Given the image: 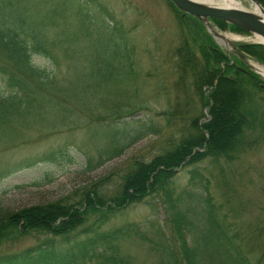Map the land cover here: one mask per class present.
<instances>
[{"label": "rangeland", "instance_id": "rangeland-1", "mask_svg": "<svg viewBox=\"0 0 264 264\" xmlns=\"http://www.w3.org/2000/svg\"><path fill=\"white\" fill-rule=\"evenodd\" d=\"M90 1L93 4L79 7L74 0L62 4L61 0L53 3L28 0L33 11L41 18L49 15L53 21H61L52 24L55 25L52 30L74 32L78 28L80 33L84 27L95 23L103 24V30L113 22L121 25L128 43L134 47L133 66L131 74L115 87V95L119 103L134 101L140 107L117 123L94 121L96 112L91 114L75 107L73 118L79 123L71 127L55 130L48 127L0 128V215L61 198L74 201L80 198L83 191L94 186L102 188L105 193H112L133 159L152 160L155 155L189 136L193 131L194 118L198 117L200 122L209 118L210 104L203 105L194 75L180 79L177 49L182 29L169 0ZM240 2L245 10H256L253 0ZM198 19L212 35L205 23ZM209 20L217 32L241 37L232 39L237 44L232 46L212 35L231 62H234L233 54H236L251 70L249 64L252 62L264 65L253 56L241 52L239 46L256 43V35L222 29L212 18ZM182 21L193 36L200 37L203 31L198 20L188 17ZM86 36H81L80 51H83L88 39H92ZM64 54L61 49L55 48L54 60L44 55H34L33 61L37 66L49 69H65L69 65L83 71L89 67L82 56L79 64H71ZM98 56L102 61L105 59L101 52ZM100 84L94 86L99 87ZM7 89L5 79L0 74V91L6 92ZM211 89L203 86L206 94ZM248 89L250 95H254L256 104L247 105V108L256 109L257 118L254 127L244 136V148L231 151L232 156H207L182 166L176 179V195L180 197L179 209L195 220L212 209L215 216L228 225L229 234L236 236V245L250 264H264V92L255 91L250 86ZM233 90V87L223 86L217 100L213 133L225 141L241 120L239 112L244 108L234 95L236 90ZM148 200L151 205L148 201L132 204L117 213L102 229L135 222L150 233L156 230L159 223L165 224L164 211L168 206L164 197L162 200ZM94 220L95 217L91 216L81 228ZM152 222L155 223L154 227ZM47 238H51V235L15 232L3 241L0 253L20 251ZM84 238L86 235L79 236V239ZM195 238L198 236L188 235L192 246L197 245ZM55 239L61 241L60 238ZM214 243V238H210L204 248V257L209 264H232L223 253L215 251ZM123 250L138 264H159L149 253L148 245L142 241L125 242Z\"/></svg>", "mask_w": 264, "mask_h": 264}, {"label": "trees", "instance_id": "trees-1", "mask_svg": "<svg viewBox=\"0 0 264 264\" xmlns=\"http://www.w3.org/2000/svg\"><path fill=\"white\" fill-rule=\"evenodd\" d=\"M47 1L53 3L55 0ZM69 1L61 0V4ZM74 1L79 7L93 4L90 0ZM259 1L264 5V0ZM169 2L182 29L177 49L180 79L194 75L203 105L212 104L209 118L201 122L198 117L194 118L191 134L152 160L133 159L112 193L94 186L74 201L61 198L2 213L0 246L15 232L48 234L51 238L20 251L0 253V264H138L123 250V243L132 240L146 243L149 253L159 264H209L204 257V248L210 238H214L215 251L223 253L232 264H250L236 245V236L229 234L228 225L219 220L212 209L207 214L201 213L198 220L179 209L176 179L182 166L207 156H232L231 151L244 148V136L254 127L257 118L256 109L247 108V105L256 104L248 87L264 92V80L238 55L233 54L234 62H231L196 16L181 11L171 0ZM31 6L28 0H0V74L8 88L6 92L0 91L1 130L9 127H48L51 130L71 127L79 123L73 118L75 107L91 114L96 112L94 121L100 123L121 122L127 114H134L140 104L134 101L119 103L115 95V87L131 74L133 66L134 47L128 43L122 26L113 22L103 30V24L95 23L87 25L80 33L78 28L74 32L52 30L55 28L52 24L61 21H53L49 15L41 18ZM53 10L56 12L55 8ZM188 17L202 25L204 33L199 38L183 24L182 20ZM213 20L222 29L250 33L236 24ZM83 34L92 39H88L80 51ZM239 46L241 52L264 63V44ZM55 48L61 49L71 64H79L82 56L89 67L83 71L69 65L65 69H49L34 63V55L54 60ZM100 52L105 58L103 61L98 56ZM104 65L108 66L101 68ZM99 83V87L94 86ZM204 85L212 87L208 94L203 91ZM226 85L236 90L234 95L244 106L239 112L242 118L227 141L213 133L218 95ZM162 197L168 206L164 211L165 224L159 223L151 233L135 222L102 229L111 218L132 204L149 202V198L162 200ZM91 216L95 217L92 224L81 228ZM152 223L154 227L155 223ZM189 234L198 236L196 246L190 244ZM80 235H86V238L79 239Z\"/></svg>", "mask_w": 264, "mask_h": 264}, {"label": "water", "instance_id": "water-1", "mask_svg": "<svg viewBox=\"0 0 264 264\" xmlns=\"http://www.w3.org/2000/svg\"><path fill=\"white\" fill-rule=\"evenodd\" d=\"M171 1L180 10L200 18L207 26L209 32L215 37L220 36L221 34L216 32L212 28L209 20L210 18H217L226 22L236 24L245 28L248 31H251L254 35L260 34L264 37V19L261 16H258L250 11L239 8H216L208 5L199 4L192 0ZM254 2H257L259 4L261 10L264 13L263 5L258 0H254ZM256 42L264 44V40ZM226 43L231 44L232 46H236V44L233 43L231 40ZM249 65L253 70L257 72V70L252 64Z\"/></svg>", "mask_w": 264, "mask_h": 264}, {"label": "bare ground", "instance_id": "bare-ground-1", "mask_svg": "<svg viewBox=\"0 0 264 264\" xmlns=\"http://www.w3.org/2000/svg\"><path fill=\"white\" fill-rule=\"evenodd\" d=\"M192 1H194L196 3H199V4L216 7V8H239V9H244L243 6H241L242 3L240 2V0H192ZM255 8H256L255 11H250V12H252V13L258 15V16H261L264 19V13L261 10V8H260V6H259V4L257 2H255ZM218 33H220V32H218ZM220 34L221 35L218 36V37H220L221 40H223L224 42H228V41H230L232 39L233 40H235V39L238 40V39L241 38L240 36H237V35L231 37V36H228L227 34H222V33H220ZM255 40L263 41L264 37L261 36L260 34H256ZM252 65L255 67L257 72L262 77H264V65H261L259 63H255V62H252Z\"/></svg>", "mask_w": 264, "mask_h": 264}, {"label": "flooded vegetation", "instance_id": "flooded-vegetation-1", "mask_svg": "<svg viewBox=\"0 0 264 264\" xmlns=\"http://www.w3.org/2000/svg\"><path fill=\"white\" fill-rule=\"evenodd\" d=\"M212 104L209 105V107L211 108ZM210 115V114H209Z\"/></svg>", "mask_w": 264, "mask_h": 264}]
</instances>
